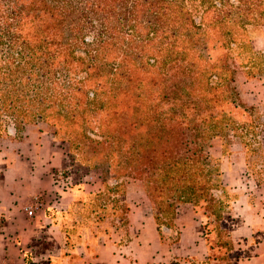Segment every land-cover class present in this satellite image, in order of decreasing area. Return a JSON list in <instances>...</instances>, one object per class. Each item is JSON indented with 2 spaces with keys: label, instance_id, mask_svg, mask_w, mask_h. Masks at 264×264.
<instances>
[{
  "label": "rangeland",
  "instance_id": "obj_1",
  "mask_svg": "<svg viewBox=\"0 0 264 264\" xmlns=\"http://www.w3.org/2000/svg\"><path fill=\"white\" fill-rule=\"evenodd\" d=\"M193 2L186 5L189 16L185 19L192 25H205L210 12L205 16L199 8L188 7ZM245 29L246 33L233 38L232 43L223 40L224 46L210 30L205 32V45L210 50L206 59L215 69L205 62L207 67L198 76L197 86L193 83L182 92L176 91L172 99L158 107L144 106L141 101L135 113L125 105L119 109L127 110L128 118H140L130 137L154 131L150 120L155 115L151 110L156 108V121L163 131L180 130L185 138L199 139L196 141L201 144V158L205 160H201L195 175L198 186L201 182L202 196L194 206L172 199L167 200L170 207L162 199L151 205L133 171L129 178L114 179L112 159L109 154L104 156L107 141H119L125 136L111 139L116 135V116L102 122L105 113L93 106L96 99H102L107 86L92 92L93 86L83 81L85 72L75 68L73 74L58 72L45 83L47 87L43 84L38 89L33 80L27 81L20 86L23 93L18 102L11 103L13 107L0 104V141L33 146L44 142L61 162L56 173L60 180L58 191L47 196L45 203L41 197H31L22 205L36 200L41 206H49L41 212L46 218L45 227L41 226L42 238L11 234L0 237V264H90L96 240L103 239L116 250L127 245L135 233L128 219L131 212L136 218H152L159 234L161 229L171 228L177 212L192 213L205 242V263L234 264L236 256L228 239L233 224L231 204L250 191L252 180L261 181L264 174V27L258 31L248 26ZM3 60L6 59L0 57V68ZM115 62L118 65L119 60ZM221 65L225 71L219 69ZM22 78L27 80L28 75ZM3 82L0 69V100ZM197 127L201 128L200 134L192 130ZM119 182L123 184L119 192L107 193ZM84 188L88 195L74 197L66 210L61 207L64 194L69 190L84 192ZM88 230L92 240L85 246V255L75 254L73 247ZM57 231L62 237L60 243ZM7 246L19 251L16 258H10Z\"/></svg>",
  "mask_w": 264,
  "mask_h": 264
},
{
  "label": "trees",
  "instance_id": "obj_2",
  "mask_svg": "<svg viewBox=\"0 0 264 264\" xmlns=\"http://www.w3.org/2000/svg\"><path fill=\"white\" fill-rule=\"evenodd\" d=\"M189 2L188 7L210 12L207 26L188 23ZM246 26L251 31L264 27V0H0V57L6 59L0 68V104L8 108L18 102L20 86L27 81L38 89L58 72H85L83 81L93 86L92 92L107 86L93 106L105 113L102 122L116 116L111 139L125 136L107 141L104 156L112 159L114 179L129 178L133 171L151 205L172 199L194 206L202 196L195 175L205 160L199 139L192 143L180 130L163 131L156 108L150 120L154 131L130 137L140 118H128L127 110L119 109L125 105L135 113L141 101L158 107L176 91L197 86L210 65L205 32L210 30L224 46L223 40L232 43L243 36ZM219 69L225 71L223 65ZM192 130L201 133L199 127ZM122 186L119 182L107 193ZM123 211L127 213L126 206Z\"/></svg>",
  "mask_w": 264,
  "mask_h": 264
},
{
  "label": "crops",
  "instance_id": "obj_3",
  "mask_svg": "<svg viewBox=\"0 0 264 264\" xmlns=\"http://www.w3.org/2000/svg\"><path fill=\"white\" fill-rule=\"evenodd\" d=\"M40 144L0 141V237L11 234L42 238L41 226L46 223L42 209L49 206L43 204L36 218L26 220L21 207L31 197H41L44 201L58 191L60 180L56 173L61 162L44 142ZM261 176L263 182L252 180L250 191L231 204L233 224L228 239L236 256L234 264H264V174ZM83 191L69 190L60 199L61 207L66 210L74 197L88 195L86 188ZM128 219L135 233L127 245L116 250L103 239L96 240L95 257L90 264H206L205 242L199 236L192 213L177 212L171 228L161 229L160 234L148 216L136 218L131 212ZM57 232L60 243L62 237ZM91 240V232H83L73 247L74 253L85 255V246ZM9 247L6 250L10 258H16L19 251Z\"/></svg>",
  "mask_w": 264,
  "mask_h": 264
},
{
  "label": "built area",
  "instance_id": "obj_4",
  "mask_svg": "<svg viewBox=\"0 0 264 264\" xmlns=\"http://www.w3.org/2000/svg\"><path fill=\"white\" fill-rule=\"evenodd\" d=\"M40 207L41 204L35 200L31 204L23 206L22 213L28 218H33L36 212L40 209Z\"/></svg>",
  "mask_w": 264,
  "mask_h": 264
}]
</instances>
